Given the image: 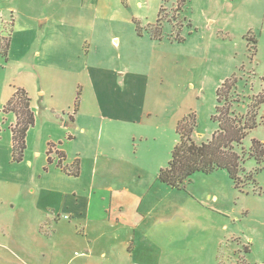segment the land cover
<instances>
[{
	"label": "rangeland",
	"instance_id": "374dc122",
	"mask_svg": "<svg viewBox=\"0 0 264 264\" xmlns=\"http://www.w3.org/2000/svg\"><path fill=\"white\" fill-rule=\"evenodd\" d=\"M177 5V0H0V122L4 89L9 83L13 89L30 85L29 66L23 65L39 59L36 52L44 43L80 46L82 21L100 26L112 18L139 20L142 31L160 29L163 34L156 41L123 38L119 54L112 30L101 28V58L96 56L103 59V74L117 54L114 59L127 70L120 88L104 75L100 96L119 99V112L133 111L139 143L137 165L115 169L108 163L103 174L111 180L125 176L132 189L142 192L144 220L133 228L89 223L87 230L75 226L74 219L41 224L34 209L38 198L30 192L38 188L30 185L38 162L33 157L30 165L27 150L21 161L13 160L5 124L0 127L7 131L0 137V264H264V164L248 155L254 138L264 142L263 103L252 108L259 125L236 147L245 153L242 180L253 171V181L237 187L227 169L193 174L182 188L158 178L179 140L180 120L194 113L197 143L217 130V91L227 78L235 79L230 109L237 116L247 114L264 92V0H187L180 10ZM160 7V24L147 25L146 20H158ZM128 32L120 21L117 34ZM49 53L46 63L56 67ZM64 65L73 69L71 60ZM50 74L57 77L55 84L69 81L57 68Z\"/></svg>",
	"mask_w": 264,
	"mask_h": 264
},
{
	"label": "crops",
	"instance_id": "0c3cea01",
	"mask_svg": "<svg viewBox=\"0 0 264 264\" xmlns=\"http://www.w3.org/2000/svg\"><path fill=\"white\" fill-rule=\"evenodd\" d=\"M122 20L128 25L129 32L120 36L117 32ZM136 21L139 20L112 18L108 24L103 21L97 26L95 20H84V30L79 37V42L82 43L80 46L66 43L63 46H47L44 43L42 49L36 52L39 59L31 65H23L25 68L29 66L31 82L30 85L24 82L19 87H24L31 96V108L36 114L35 124L28 131L25 155L30 157L31 166L34 158L38 162V171L32 172L30 177V185L38 184V188H33L30 192L38 198L34 209L41 215L40 221L37 218L41 224L44 221L59 224L63 219H74L75 226L79 224L87 230L89 223H105L110 226L121 224L126 228H133L144 220L146 213L140 211L143 203L142 192L132 189L131 181L125 179V176L111 180V177L105 179L103 174L108 163L115 169L138 164L136 157L139 143H135L138 135L132 128V124L137 122L134 120L136 115L133 111H117L121 108V103L113 95L103 93L100 96V92H104L102 86L106 81L105 76L109 75L107 80L115 83L117 88H120V81L126 83L127 70L124 71L122 64L114 59L122 53L123 38L151 37L152 40H157L147 30H143L142 34L134 31ZM155 22L157 21L146 20L147 25ZM106 27L112 30V44L120 52L107 61L109 68L103 74L105 65L103 59H100V45L104 33L100 29ZM83 43L90 45L88 50H84ZM48 53L55 55L56 67L46 63ZM98 54L100 58L96 57ZM67 59L71 60L73 69L65 67L64 60ZM53 68H57L58 73L64 75L62 78L69 81L55 84L57 77L50 74ZM11 85L13 84L9 83L4 89L3 107L16 91ZM89 87L93 88L92 93ZM78 97L79 104L75 105ZM16 119L14 112H2L0 127L7 124L12 147V127ZM6 132L0 129V137ZM103 135L106 138L104 148L101 143ZM51 143L54 146L50 154L52 162H49L48 151ZM58 150L66 153L64 165L72 166L75 159L80 160L81 172L78 176L59 167ZM131 240L123 243H130Z\"/></svg>",
	"mask_w": 264,
	"mask_h": 264
},
{
	"label": "trees",
	"instance_id": "16d2710c",
	"mask_svg": "<svg viewBox=\"0 0 264 264\" xmlns=\"http://www.w3.org/2000/svg\"><path fill=\"white\" fill-rule=\"evenodd\" d=\"M166 1V0H164ZM177 9L180 10L187 3V0H177ZM161 7L159 9L156 25L161 22ZM138 34H142V28L136 21ZM149 31L153 39H161L163 34L160 29ZM180 42L183 39L178 38ZM10 42L5 45L4 54L8 52ZM0 49L2 42L0 39ZM235 86V79L227 78L217 91L219 105L216 107V113L213 116L214 121L218 122V128L212 137L206 141L197 143L193 137L194 129L197 124L196 116L193 112L189 117H184L176 125L179 140L176 142L172 157L168 165L162 167L158 178L162 183L176 188H182L185 183L191 179L193 174L198 172L213 173L218 169H227L229 176L233 179L237 187H243L254 180L255 173L249 174L246 180H242V172L245 171L242 163L245 159V153L238 152L236 147L242 145L244 139L249 135L259 122L256 111L253 107H259L264 104V92L257 95L254 104L250 106L247 114L242 116L235 115L231 111L232 99L230 91ZM32 98L24 87H17L14 95L4 105V111L14 112L17 116L16 123L12 127L13 141V160L21 161L27 150V137L29 129L34 126L36 114L31 108ZM79 104V97L75 105ZM191 114V115H190ZM191 120L190 124L188 122ZM184 124H187L184 126ZM51 143L48 154V161L52 162L50 154L53 151ZM243 146V145H242ZM244 149V148H243ZM58 165L65 172L78 176L81 172L80 160L75 159L72 166L64 165L66 153L58 150ZM250 158H254L259 165L264 164V142L254 138L248 151Z\"/></svg>",
	"mask_w": 264,
	"mask_h": 264
},
{
	"label": "water",
	"instance_id": "95a60500",
	"mask_svg": "<svg viewBox=\"0 0 264 264\" xmlns=\"http://www.w3.org/2000/svg\"><path fill=\"white\" fill-rule=\"evenodd\" d=\"M42 22L44 21V20H41Z\"/></svg>",
	"mask_w": 264,
	"mask_h": 264
},
{
	"label": "built area",
	"instance_id": "2783aa9c",
	"mask_svg": "<svg viewBox=\"0 0 264 264\" xmlns=\"http://www.w3.org/2000/svg\"><path fill=\"white\" fill-rule=\"evenodd\" d=\"M65 217H67V215Z\"/></svg>",
	"mask_w": 264,
	"mask_h": 264
}]
</instances>
